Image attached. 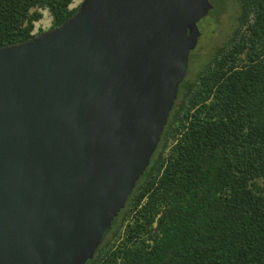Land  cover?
<instances>
[{
  "label": "water",
  "instance_id": "obj_1",
  "mask_svg": "<svg viewBox=\"0 0 264 264\" xmlns=\"http://www.w3.org/2000/svg\"><path fill=\"white\" fill-rule=\"evenodd\" d=\"M210 0H83L0 48V264H87L150 165Z\"/></svg>",
  "mask_w": 264,
  "mask_h": 264
},
{
  "label": "trees",
  "instance_id": "obj_2",
  "mask_svg": "<svg viewBox=\"0 0 264 264\" xmlns=\"http://www.w3.org/2000/svg\"><path fill=\"white\" fill-rule=\"evenodd\" d=\"M74 0H0V48ZM185 78L150 165L87 264H264V0ZM40 30L39 33H42Z\"/></svg>",
  "mask_w": 264,
  "mask_h": 264
},
{
  "label": "rangeland",
  "instance_id": "obj_3",
  "mask_svg": "<svg viewBox=\"0 0 264 264\" xmlns=\"http://www.w3.org/2000/svg\"><path fill=\"white\" fill-rule=\"evenodd\" d=\"M83 0H74L71 7L79 8ZM212 9L198 22L201 35L196 48L190 53L188 71L185 78L192 79L202 69L216 51L233 35L239 24L240 6L238 0H210ZM44 17L36 23L35 34L49 30L52 17L44 10Z\"/></svg>",
  "mask_w": 264,
  "mask_h": 264
},
{
  "label": "built area",
  "instance_id": "obj_4",
  "mask_svg": "<svg viewBox=\"0 0 264 264\" xmlns=\"http://www.w3.org/2000/svg\"><path fill=\"white\" fill-rule=\"evenodd\" d=\"M34 34H35V31H34Z\"/></svg>",
  "mask_w": 264,
  "mask_h": 264
}]
</instances>
